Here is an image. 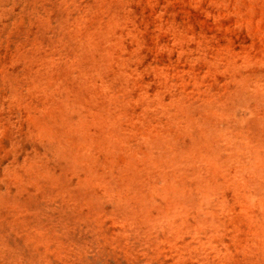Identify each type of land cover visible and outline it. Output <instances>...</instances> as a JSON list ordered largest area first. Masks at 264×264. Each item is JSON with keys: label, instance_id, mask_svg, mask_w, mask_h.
Instances as JSON below:
<instances>
[{"label": "rangeland", "instance_id": "1", "mask_svg": "<svg viewBox=\"0 0 264 264\" xmlns=\"http://www.w3.org/2000/svg\"><path fill=\"white\" fill-rule=\"evenodd\" d=\"M0 264H264V0H0Z\"/></svg>", "mask_w": 264, "mask_h": 264}]
</instances>
